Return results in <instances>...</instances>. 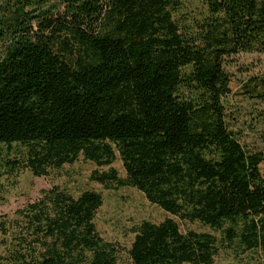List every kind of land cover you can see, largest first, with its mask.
Returning <instances> with one entry per match:
<instances>
[{"label": "trees", "instance_id": "trees-1", "mask_svg": "<svg viewBox=\"0 0 264 264\" xmlns=\"http://www.w3.org/2000/svg\"><path fill=\"white\" fill-rule=\"evenodd\" d=\"M0 44V143L25 146L36 176L83 155L108 166L91 176L105 188L136 187L229 242L242 220L246 247H264V127L262 145L246 141L264 113L248 121L226 105L235 56L264 53V0H1ZM242 93L264 105V74ZM103 203L44 190L0 217V264H120L95 222ZM134 231L133 264H213L220 251L217 236L170 217Z\"/></svg>", "mask_w": 264, "mask_h": 264}, {"label": "rangeland", "instance_id": "rangeland-1", "mask_svg": "<svg viewBox=\"0 0 264 264\" xmlns=\"http://www.w3.org/2000/svg\"><path fill=\"white\" fill-rule=\"evenodd\" d=\"M203 9L206 8L201 2L185 1L186 12L194 14L204 11ZM3 48V44H0V53ZM228 69L232 75V94L226 101L228 111L241 110L242 119L248 121L251 120L253 113L256 115L264 113L263 104L245 97L242 93V85L250 76L264 74V53H241L235 56ZM263 127L262 124H256L254 127L249 125L252 130L246 136L247 143L262 145L260 135ZM26 151V147L20 143H13L10 146L0 143V217L2 215H7L9 218L16 217L18 209H23L29 203L39 200L44 190L52 189L54 186L65 189L75 197L90 190L103 195L104 203L97 212L95 222L100 234L106 240L119 244L120 264H133L128 250L135 237L134 229L138 225L143 221L160 223L169 217L179 223L182 231L192 229L217 236L221 244L213 264H264V247L248 249L242 242L241 233L245 225L242 220H239L235 226L237 236L229 242L225 240V234L222 231H216L199 221L194 223L182 221L169 214L160 206L151 203L136 187L124 185L107 189L92 179L94 171H106L108 166H98L80 155L73 164H65L61 168L52 167L49 168L47 175L36 176L30 168L22 164ZM14 160L19 164L9 162ZM11 164L15 165L14 169L10 168ZM112 166L118 171L120 177L126 178V170L118 151ZM230 225L227 223L226 227ZM2 250L6 252L5 245L2 246Z\"/></svg>", "mask_w": 264, "mask_h": 264}]
</instances>
